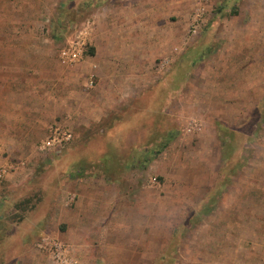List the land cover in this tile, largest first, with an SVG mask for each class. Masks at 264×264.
<instances>
[{
  "label": "rangeland",
  "instance_id": "rangeland-1",
  "mask_svg": "<svg viewBox=\"0 0 264 264\" xmlns=\"http://www.w3.org/2000/svg\"><path fill=\"white\" fill-rule=\"evenodd\" d=\"M175 2L0 0V264H55L45 237L73 264H264V0ZM87 177L143 227L67 233L61 187Z\"/></svg>",
  "mask_w": 264,
  "mask_h": 264
},
{
  "label": "crops",
  "instance_id": "crops-1",
  "mask_svg": "<svg viewBox=\"0 0 264 264\" xmlns=\"http://www.w3.org/2000/svg\"><path fill=\"white\" fill-rule=\"evenodd\" d=\"M175 4L177 0H171ZM185 2V1H184ZM186 4V3H185ZM172 12L180 16L178 23L182 24L187 21L181 15V11H185L183 6L176 8V5ZM187 10V12H189ZM166 32V30H162ZM181 32L175 35L174 41L178 42L180 40ZM134 56V55H133ZM136 56L140 58V55L136 53ZM111 60V61H110ZM106 66L114 67L113 59H110ZM136 87L139 86L138 83H135ZM141 86V85H140ZM124 88V87H123ZM127 88V87H125ZM128 90H133L129 85ZM1 105V103H0ZM1 112V109H0ZM9 123V122H8ZM7 132V134H5ZM10 130L4 126V121L1 122L0 119V138L9 136ZM7 162H1L0 167L6 164ZM11 165V164H10ZM11 171V170H10ZM8 171V175L10 174ZM7 175V176H8ZM8 178H11L10 175ZM107 179H98L96 177H87V178H78L74 180H68L63 183L62 196L58 200V209L61 222L65 223L66 232L72 234H87L92 235L96 233H102L106 228L119 227V226H141L143 227V222L141 220H135L133 214H136L134 209L139 208V205L129 207L128 202L138 201L135 195L128 194H117L111 196L110 194L105 193V186L108 184ZM19 185L20 182L13 179V185ZM130 198V200L128 199ZM68 205H71L70 208ZM129 209L130 212L128 211ZM139 211V210H137ZM152 216V211H150ZM58 216V215H57ZM47 228V227H46ZM75 249V248H74ZM75 258L78 261V264L83 263L81 258L80 249L74 250Z\"/></svg>",
  "mask_w": 264,
  "mask_h": 264
},
{
  "label": "built area",
  "instance_id": "built-area-1",
  "mask_svg": "<svg viewBox=\"0 0 264 264\" xmlns=\"http://www.w3.org/2000/svg\"><path fill=\"white\" fill-rule=\"evenodd\" d=\"M87 29L85 33L79 32L75 37L66 41V44L62 46L58 51V59L60 62L68 65H73L83 57V44L84 38L89 36V28L91 27L89 22L86 24ZM87 85L92 87L94 85V75L90 74L88 77ZM70 132L64 131L59 128H55L52 134L49 135L42 143V147L47 149H60L66 141L70 139ZM12 165H3L0 167V182L5 178L7 171L11 170ZM43 246L49 245L50 254L55 264H73L72 256L69 254L68 247L62 245L56 240H50L48 238H42ZM46 248V247H45Z\"/></svg>",
  "mask_w": 264,
  "mask_h": 264
}]
</instances>
